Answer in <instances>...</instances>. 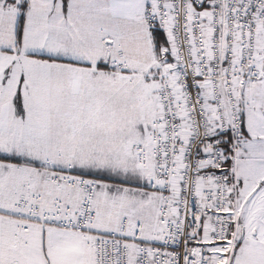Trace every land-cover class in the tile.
I'll return each instance as SVG.
<instances>
[{"label": "snow or ice", "instance_id": "snow-or-ice-1", "mask_svg": "<svg viewBox=\"0 0 264 264\" xmlns=\"http://www.w3.org/2000/svg\"><path fill=\"white\" fill-rule=\"evenodd\" d=\"M0 264H264V0H0Z\"/></svg>", "mask_w": 264, "mask_h": 264}]
</instances>
